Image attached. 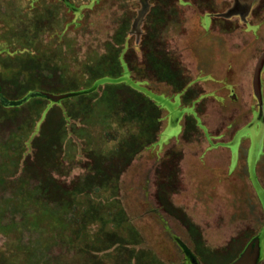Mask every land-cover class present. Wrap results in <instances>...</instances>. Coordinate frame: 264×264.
<instances>
[{
  "label": "rangeland",
  "instance_id": "1",
  "mask_svg": "<svg viewBox=\"0 0 264 264\" xmlns=\"http://www.w3.org/2000/svg\"><path fill=\"white\" fill-rule=\"evenodd\" d=\"M147 4L0 0V264H264V0Z\"/></svg>",
  "mask_w": 264,
  "mask_h": 264
},
{
  "label": "water",
  "instance_id": "2",
  "mask_svg": "<svg viewBox=\"0 0 264 264\" xmlns=\"http://www.w3.org/2000/svg\"><path fill=\"white\" fill-rule=\"evenodd\" d=\"M141 3V10L139 12L138 18L136 20V25L138 26L139 23L141 22L144 14L146 13L147 9H148V4H147V0H139ZM251 0H235V6L234 8L230 9L229 12H227V14H225V16H230L231 14L235 13V12H242L244 13L245 10L248 7V4ZM256 240V244H260V239L259 237L255 239ZM259 249L260 247H258V253H259Z\"/></svg>",
  "mask_w": 264,
  "mask_h": 264
}]
</instances>
